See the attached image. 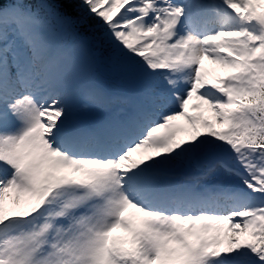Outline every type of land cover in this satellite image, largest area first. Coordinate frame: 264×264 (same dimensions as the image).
<instances>
[{"label": "snow or ice", "instance_id": "snow-or-ice-1", "mask_svg": "<svg viewBox=\"0 0 264 264\" xmlns=\"http://www.w3.org/2000/svg\"><path fill=\"white\" fill-rule=\"evenodd\" d=\"M0 264H264V0H0Z\"/></svg>", "mask_w": 264, "mask_h": 264}]
</instances>
